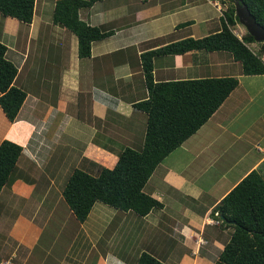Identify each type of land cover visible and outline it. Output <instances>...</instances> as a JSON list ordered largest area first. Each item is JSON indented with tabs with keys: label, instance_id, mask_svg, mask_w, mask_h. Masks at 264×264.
<instances>
[{
	"label": "crops",
	"instance_id": "0c3cea01",
	"mask_svg": "<svg viewBox=\"0 0 264 264\" xmlns=\"http://www.w3.org/2000/svg\"><path fill=\"white\" fill-rule=\"evenodd\" d=\"M226 1H97L92 7L80 9V18L90 25L112 24L115 32L92 42L90 56L82 58L78 55V37L53 22L56 0H36L30 24L0 13V41L8 47L5 56L18 68L16 84L27 93L14 122L8 120L0 107V143L9 139L21 145L23 152L36 135L45 134L59 149L66 150L68 143H62V134L74 135L77 145L72 144L75 146L70 149L71 156L77 151L81 163L85 161L93 167L99 165V169L107 167L102 165L105 162L115 164L118 153L129 146L120 139H138L140 129L145 127L146 130V114L135 106L147 97L142 53L173 40L200 38L219 31ZM233 1L243 9L239 0ZM239 23L236 26L243 34L245 27ZM211 25L216 28L211 29ZM150 40L157 42L148 45ZM209 60L213 61L212 65L202 73L201 68ZM232 62L235 61L229 59L226 62L221 52L200 50L182 55H161L154 59V81L227 75L239 79L238 87L212 117L156 168L160 182L147 193L164 203V207L158 210L166 209L167 195L176 201L177 211H183L171 214L163 211L155 216L156 209H153L145 216H138L130 211L115 210L110 215L100 216L92 208L88 218L81 223L75 221L63 199L61 187L57 198L59 203H62L61 199L66 203V211L69 209L67 223L73 228H64L62 233L67 236L59 235L58 239H62L56 241V250L48 251L47 259L39 264H56L58 261L59 264H134L144 251L160 258L162 264H188L185 252L172 255L177 247L178 252L184 249L195 256L193 264L216 263L224 247L219 237L228 232L231 235V228L216 215H211V211L264 160V126L258 124L264 120V107L260 112L252 111L255 117L251 113L248 116V111L258 105L264 94V75L242 74L240 66L236 68L237 73H233L231 64L236 67V63ZM225 65L230 67L222 69ZM80 107L83 119L80 118ZM75 118L81 119L82 125L73 124ZM70 129L73 130L68 133ZM246 132L251 135L247 134V137ZM240 140L241 146H236ZM118 143L120 145L116 148ZM59 149L51 150V158L57 160L60 156L64 160L65 151L59 153ZM227 150H236V155L231 154L229 166L223 167L221 161ZM31 158L34 168L37 167L35 163L40 164V161L36 160L35 154H31ZM19 160L18 175L9 184L10 188L19 191L25 186L29 190L23 191H29V196L31 192L36 195L42 188L39 194L45 200L38 208L39 216L58 179L46 174L45 170L38 173L31 167L33 175L26 182L22 175L25 169L18 165ZM183 212H187L186 216ZM37 217L16 216V223L13 221L12 227L7 229L8 235L0 237V264H25V256L20 257L19 249H35L40 245L46 228L39 223L40 220L37 223ZM2 227L1 223L0 236H4ZM161 230L170 238L164 239ZM150 232H156V235L142 239ZM201 239L207 243L200 245ZM8 246L11 252L7 251ZM211 247L219 250L214 261L211 258L215 255L209 250ZM54 259H57L56 263Z\"/></svg>",
	"mask_w": 264,
	"mask_h": 264
},
{
	"label": "trees",
	"instance_id": "16d2710c",
	"mask_svg": "<svg viewBox=\"0 0 264 264\" xmlns=\"http://www.w3.org/2000/svg\"><path fill=\"white\" fill-rule=\"evenodd\" d=\"M102 0H56L53 22L66 27L78 37V55L88 57L92 42L115 32L112 24L90 25L80 18L82 8ZM36 0H0L5 17L30 24ZM222 29L200 38L173 40L142 53V67L147 84L146 99L135 106L146 114V130L138 145L126 146L112 167H101L97 174L73 170L62 195L78 222H84L94 204L101 202L119 212L145 216L164 203L144 188L160 163L202 127L238 87L236 76L200 77L154 81V59L161 55H182L193 50L227 51L241 64L242 74L264 75V42L248 31L239 37L234 28L239 23L236 4L227 0ZM264 26V0H239ZM157 40H150L148 43ZM258 43L255 51L250 44ZM155 47L157 45L155 44ZM7 45L0 41V107L14 122L27 98L16 84L18 68L6 58ZM23 147L9 139L0 143V193L17 177V162ZM211 215L231 228L215 264H264V160L243 177L212 209ZM134 264H162L160 258L144 251Z\"/></svg>",
	"mask_w": 264,
	"mask_h": 264
},
{
	"label": "rangeland",
	"instance_id": "374dc122",
	"mask_svg": "<svg viewBox=\"0 0 264 264\" xmlns=\"http://www.w3.org/2000/svg\"><path fill=\"white\" fill-rule=\"evenodd\" d=\"M236 11H237V9H236ZM239 22H240L239 24H241L240 18H239ZM210 28L214 29V28H216V25H211ZM235 30L238 32V34H241L240 30L237 26H235ZM246 31L247 30L245 28L244 33ZM152 43H153V41L148 43V45H150ZM250 46L255 51H257L260 48V44H258V43H253ZM213 53H215V52H213ZM221 55L226 62L229 59L232 61H235L232 63H236V67H233L231 64V67L233 69L231 71H234L233 73H237L238 69H236V68H238L239 66L241 67V64L240 65L237 64L238 60H235L234 55L230 52H227V51H222ZM212 59H213V57H212ZM212 63H213V61L209 60L208 63L204 64V68H201L202 73H206V69L209 68V66H211ZM229 67L230 66L225 65V66H222L221 68L226 69ZM230 73H232V72H230ZM259 76H261V75H259ZM262 78L264 79L263 76H262ZM262 84H263L262 87H264V83H262ZM261 107H264V94L262 95V99L259 101L258 105H256L255 107H252V109H250V111L247 110L249 113L248 116L250 115V113H251V115H253L254 112H260L263 109ZM224 111H226V110H224ZM252 111H254V112H252ZM230 113H231L230 110H228L227 115H229ZM246 116H247V114H246ZM80 118L83 119L81 107H80ZM81 119L78 121L75 118L73 124H75V125L81 124L82 125ZM144 120L146 122V116H145ZM258 124L264 126V120H262ZM258 124L255 126V128L258 127ZM145 126H146V124H145ZM254 129L252 130V132H254ZM72 130L73 129H70L68 131V133ZM140 130L141 131L137 133V136H139L138 139H131V138L127 139V138H125V139H120V141L126 145H129V146L138 145L140 143V140H142L144 138L145 127L143 129H140ZM61 134L62 133L60 132L59 135H61ZM247 134L251 135V132H248V133L246 132L245 135L248 137ZM0 136H1V134H0ZM61 138H62V143H68V147L66 148V150H64L63 148L59 149L60 147L57 146L55 141H53L49 135H45V134L43 136L42 135H36L34 137V139L31 141L30 147L25 149L22 152V156L20 157V160L18 163V165L20 167L24 166L25 172L22 173V175H23V177H26V182H27V180H29L28 177L33 175V169L31 167L34 168V165L32 164L31 154H33V156L35 154L36 160L40 161V164L35 163L37 165V167H35L34 170L38 171V173H43L44 172L43 170H45L46 174L50 173L52 176L54 175L56 177V179H58L57 184L52 187V195L50 196V199L49 200L47 199V201L45 202V206L43 207V211L41 212V214L39 216L37 214L38 208L41 204H43V202L45 200V197H42L39 194V190H41L42 188H40L38 190L36 195H34L31 192V195L29 196V191H25V192L23 191L26 189L29 190V188H26L25 186L22 187L23 190L19 189V186H18L19 191H16L15 189L10 188L11 187L10 185L9 186L5 185L1 194H0V225L2 223L3 227L1 229L4 231V236H0V237L3 238V237H6L8 235L7 229L10 227L12 222L16 219V216L19 214H22L27 218H34V217L38 216L37 220H36L37 223L40 220L41 222H39V223L43 227L46 228V233L43 235V237H42L43 239H42L39 246H37L35 249H27L24 246H23L24 248L19 249L20 257L25 256V264H39V262H41V261H42V263H44V261L48 257V254H49L48 251H50V253H51L52 250L55 251L56 248L58 247L56 245L57 244L56 241L62 239V238L58 239L59 235H61L64 238L67 236L64 233H62L64 228L65 227L66 228H73V225L71 223H67V218H68L67 212L69 211V209H67V211H66V203H63V199H61L62 203H59L60 199L57 198V192H60L61 187L63 188V186L65 185L64 183L67 181V179H68L67 177L69 176V174L72 173L74 168L85 169V170H88L89 172H91L92 174H96L98 172V169H99V167H98L99 165H95L93 167L92 165H88L85 161L81 163V160L77 159V156L79 154L77 151L71 156L72 150H70V149L72 147H74L75 145H77V140L75 139L74 135L68 137L67 134L66 135L62 134ZM74 143H76V144L73 146L72 144H74ZM241 144H242V141L240 140L237 142L236 146H241ZM119 145H120L119 143L115 144V147L117 148ZM54 149L61 150L59 153H61L62 151H65L64 160H62V158H60V156H57V160H56V158H51V155L53 154L51 152V150H54ZM182 151H184V150H182ZM257 153H260V152L257 151ZM231 154H232V156L236 155V150H227V152L225 154H223L222 161H221L223 167H225L226 165H227V167L229 166V163L231 162V160H229ZM102 165L107 166V167H112L114 164L112 161H109V162L103 163ZM158 174L159 173H158V169H157L155 174L153 175L150 183H148V185L146 186V189L144 188V190L146 192H149L151 187L156 186L160 182L159 177H157ZM170 191L173 195V191L172 190H170ZM183 203L185 206L187 205L185 202H183ZM28 204L30 205V208H29ZM32 204H34L35 206H33ZM165 204H166L165 210H158V209L154 210L155 216H158L163 211H165L167 214L177 213V212L183 211V209L177 211V208L175 206L176 201L171 199L170 196H167V195L165 196ZM94 211L95 212L98 211L100 216H107V215H110V213H112L113 211H115V209L111 208V207H109V206H107L101 202H96L95 206L93 207V212ZM184 214L186 216L187 212ZM182 219L184 220V217H182ZM75 221H77V220L75 219ZM14 223H16V222L14 221L13 224ZM77 225L79 226V224H77ZM148 229H150V228H148ZM208 230H211V229H208ZM155 233L150 232V233H147L148 235L144 234L142 239H144V237L147 239H151ZM161 233L164 236V239L170 238V236L168 234L164 235L162 230H161ZM229 235H230V232H228L227 234H221L219 237V240L225 244L229 238ZM8 248H10V247L8 246ZM174 249L176 251L173 252V254H172L173 256L176 255L175 253H179L182 255L183 252H185L184 257L187 260L186 263L193 264L194 261L196 260L195 256L191 255V253L189 251L182 249L178 252L179 247L174 248ZM209 250L211 251V253L213 255H215L211 258L212 261H214L216 255H218V253H219V250L214 248V247H211ZM7 251L11 252V248ZM179 254H178V256H179ZM30 259H31V262L29 263ZM18 262L21 263L20 260ZM47 262H49V260ZM56 262H57V259H54V263H56ZM56 264H59V261ZM219 264H222V263H219Z\"/></svg>",
	"mask_w": 264,
	"mask_h": 264
},
{
	"label": "water",
	"instance_id": "95a60500",
	"mask_svg": "<svg viewBox=\"0 0 264 264\" xmlns=\"http://www.w3.org/2000/svg\"><path fill=\"white\" fill-rule=\"evenodd\" d=\"M236 5L237 15L240 21L245 25L248 32L253 35L256 41H264V26L260 25L256 18L251 14V12L245 8Z\"/></svg>",
	"mask_w": 264,
	"mask_h": 264
},
{
	"label": "clouds",
	"instance_id": "9594fccd",
	"mask_svg": "<svg viewBox=\"0 0 264 264\" xmlns=\"http://www.w3.org/2000/svg\"><path fill=\"white\" fill-rule=\"evenodd\" d=\"M242 7H244V6H242ZM244 25V24H243ZM244 27H245V25H244ZM246 28V27H245ZM246 30H247V28H246ZM248 31V30H247ZM234 32L239 36V37H241L242 36V34L241 35H239L236 31H235V28H234ZM258 42H264V41H258ZM253 44V43H252ZM251 45V44H250ZM259 50V49H258ZM257 50V51H258ZM262 59L264 60V52L262 53ZM202 240V239H201ZM206 241V240H205ZM207 243V241L205 242V243H200V245H202V244H206Z\"/></svg>",
	"mask_w": 264,
	"mask_h": 264
},
{
	"label": "built area",
	"instance_id": "2783aa9c",
	"mask_svg": "<svg viewBox=\"0 0 264 264\" xmlns=\"http://www.w3.org/2000/svg\"><path fill=\"white\" fill-rule=\"evenodd\" d=\"M206 241L205 240H200V243H205Z\"/></svg>",
	"mask_w": 264,
	"mask_h": 264
}]
</instances>
